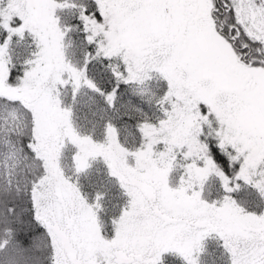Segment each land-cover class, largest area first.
<instances>
[{
  "label": "snow or ice",
  "instance_id": "snow-or-ice-1",
  "mask_svg": "<svg viewBox=\"0 0 264 264\" xmlns=\"http://www.w3.org/2000/svg\"><path fill=\"white\" fill-rule=\"evenodd\" d=\"M0 264H264V0H0Z\"/></svg>",
  "mask_w": 264,
  "mask_h": 264
}]
</instances>
